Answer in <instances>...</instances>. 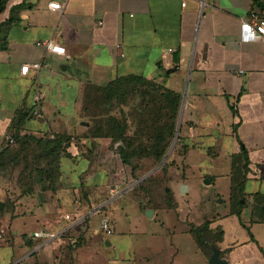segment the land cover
Returning a JSON list of instances; mask_svg holds the SVG:
<instances>
[{
    "label": "crops",
    "instance_id": "obj_1",
    "mask_svg": "<svg viewBox=\"0 0 264 264\" xmlns=\"http://www.w3.org/2000/svg\"><path fill=\"white\" fill-rule=\"evenodd\" d=\"M57 1L64 10L48 0H6L0 14V154L13 137L21 172L30 163L49 170L21 192L23 209L0 200L14 237L0 248V264H209L212 253L192 232L205 223L221 233L215 244L228 264H264V40H241L242 22L251 13L264 17V0ZM129 74L184 100L177 148L166 172L144 188L120 157L122 142L93 136L84 119L89 87ZM54 135L67 139L53 165L50 155L33 162L20 150L18 137ZM191 179L227 186L184 200ZM234 180L242 194L233 199ZM99 213L94 227L90 218ZM106 218L112 235L102 229ZM42 230L56 236L33 238Z\"/></svg>",
    "mask_w": 264,
    "mask_h": 264
},
{
    "label": "trees",
    "instance_id": "obj_2",
    "mask_svg": "<svg viewBox=\"0 0 264 264\" xmlns=\"http://www.w3.org/2000/svg\"><path fill=\"white\" fill-rule=\"evenodd\" d=\"M5 3L6 0H0V14L4 10ZM17 8L15 7L13 10ZM14 20H16V17L12 14L7 23ZM5 46L6 43L2 42L0 38V48H4ZM93 90H99L100 94L94 95L92 93ZM113 100L124 101L122 106L128 104L130 100L132 104L130 106L131 111L128 113L130 115H127L124 109H120V116L107 112L106 109L105 113H100V116H96L90 120L92 124L90 133L96 137L110 138L113 142L121 141L123 148L119 150L120 157L124 163L131 166L132 175L138 180L141 178V174H143V163L145 161L158 164L167 154L177 128V121L182 105V94L152 79L141 75L129 74L114 79L106 86H90L84 100V116L86 117L92 111L89 108L91 102L96 104L103 102L105 105H108ZM64 139L67 138L62 135H54L52 138L30 136L27 140L25 137H21L20 139L18 137L20 146H26L25 149L23 147L20 149L25 151V157L29 152L33 156L32 161L35 162L42 155H50L53 160L51 165L58 161ZM12 145H8L1 152V167L9 163L14 164V161L17 160L16 157L18 158L20 155L21 152L12 148ZM36 152L38 153L36 154ZM168 165L169 162L162 167V170L166 172ZM33 166L30 163L27 169L30 168L31 171H27V173L23 174V177L18 179V185L23 193H27L33 189L36 176H41L44 182L45 172L49 171L47 170V166L39 165L36 168H33ZM148 180H152V177H148L140 182L138 184L139 188H144V184ZM241 194V184L234 180L232 186L233 199ZM192 232L196 236L198 244L204 247V250L208 251V254L213 252L212 247L216 246L215 241L221 238V233L211 231L208 223L199 227L192 226Z\"/></svg>",
    "mask_w": 264,
    "mask_h": 264
},
{
    "label": "rangeland",
    "instance_id": "obj_3",
    "mask_svg": "<svg viewBox=\"0 0 264 264\" xmlns=\"http://www.w3.org/2000/svg\"><path fill=\"white\" fill-rule=\"evenodd\" d=\"M94 95H99V90H93ZM127 102V101H126ZM125 102V103H126ZM124 103V101H112V103L105 105L103 102H101L100 104H96L91 102L89 104V108L90 110H92L86 117H84L85 120L90 121L92 120L94 117L96 116H100V113H105L106 109L107 112H111L112 114L115 115H119L120 116V109H124V111L127 113V115H130L128 113H130L131 108L130 106H132L131 101L129 100V103L126 104L125 106H122V104ZM93 105V106H92ZM180 117V114H179ZM179 117H178V121L179 122ZM130 119V117H128ZM130 124V121H129ZM177 128H178V124H177ZM177 128H176V132L174 134V137L172 139V142L168 148L167 153L169 152V150L172 148L173 144H174V140H175V136L177 133ZM178 145V140L175 142V145L172 149V152L169 154L166 162L161 166V168H159L157 171H155L154 173L161 171L162 167L164 165H166L168 162L170 163V159L173 155V153L175 152L176 148ZM25 156V154H23ZM32 155L31 153L28 152L27 155V159L32 160ZM17 159V157H16ZM17 160L14 161L13 163H9L5 166H2L3 171L0 173V188H2V192H0V200H2L4 202V200L7 201V203H11L12 202H17L16 207L19 208H24L23 204L19 203L20 201V194H22V190L18 185V179H20L21 177H23L24 172L22 173V169L24 168V165H19V163L16 162ZM141 161H145V160H141ZM159 164V163H158ZM158 164H154L153 162L150 161H145V163H143V174H141V176L145 175L146 173H148L149 171H151L153 168H155ZM152 174L150 177L155 176L154 178H160V175L156 174ZM153 178V179H154ZM136 182V180H134V183ZM227 181L226 180H221L218 184H213V183H205L204 180H200V179H191L189 180V184H192V191L189 193L188 196L184 197V196H180V198H183L184 200H197L200 201L199 198H207V196H211L212 194H214L217 191H224L226 189L227 186ZM187 186V184H186ZM224 193V192H223ZM220 200H224V196H221L218 200H216L217 202L221 203V210H224L226 207H229V202L228 201H220ZM124 200L120 201L123 202ZM216 201H213V203H217ZM5 204V203H4ZM118 206L120 205L118 202L115 203L113 206ZM128 205V204H126ZM125 206V204H121V207ZM5 208V206H4ZM20 212V211H18ZM7 215H10L9 212L6 210L3 213H0V227H3L5 229L8 230V239L12 240L14 239L13 234L9 231V229L7 228L8 225L6 224L7 221ZM19 216V214H18ZM104 214L103 213H99V214H94L91 216L90 218V222L91 225L94 227H99V225H101V220L103 218ZM140 239L141 237H134V239ZM13 243V241H11ZM9 261V260H8ZM21 264H29L26 261H21Z\"/></svg>",
    "mask_w": 264,
    "mask_h": 264
},
{
    "label": "built area",
    "instance_id": "obj_4",
    "mask_svg": "<svg viewBox=\"0 0 264 264\" xmlns=\"http://www.w3.org/2000/svg\"><path fill=\"white\" fill-rule=\"evenodd\" d=\"M49 7L52 10H64V5L57 1V0H48ZM241 40L245 42L249 41H259L264 40V17L259 16L257 14L251 13L249 19L244 20L241 24ZM46 45L49 50L63 54L66 56V58H69V55L66 52V49L64 46H61L59 44H55L52 41L46 42ZM38 67L39 65H35ZM30 70V66L28 64L21 67V72L23 74H27V72ZM41 100H42V93L38 91L35 94V103H36V109L33 111V114L35 116L40 115V109H41ZM8 142L10 144L15 143V139L13 137L8 138ZM67 218H70V215H66ZM102 229L107 235L114 234L115 228L114 224L111 219L106 218L102 222ZM8 230L0 227V248L8 241ZM56 234L49 232V231H37L33 234V238H45L46 240H51L54 238ZM76 264V263H72Z\"/></svg>",
    "mask_w": 264,
    "mask_h": 264
},
{
    "label": "water",
    "instance_id": "obj_5",
    "mask_svg": "<svg viewBox=\"0 0 264 264\" xmlns=\"http://www.w3.org/2000/svg\"><path fill=\"white\" fill-rule=\"evenodd\" d=\"M183 107H184V100L182 102L181 113H180L179 122H178V128H177V133H176L174 144H173L172 148L169 150V152L165 155V157L162 159V161L155 168H153L151 171H149L148 173L143 175L141 178L136 180L134 185L139 184L140 182H142L145 179H147L155 171H157L159 168H161V166L166 162L169 154L172 152V149H173V147L175 145V142L179 139L181 124H182ZM3 207H4V203L0 202V210L3 209ZM150 212L152 213V210ZM147 214L149 215V213H147ZM209 264H228L227 260H225V259L220 257L219 249H218L217 246H213V252H212V254H211L210 258H209Z\"/></svg>",
    "mask_w": 264,
    "mask_h": 264
}]
</instances>
